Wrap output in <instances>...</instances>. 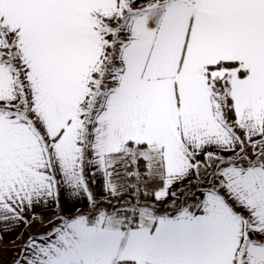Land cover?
<instances>
[{
  "label": "snow or ice",
  "instance_id": "obj_1",
  "mask_svg": "<svg viewBox=\"0 0 264 264\" xmlns=\"http://www.w3.org/2000/svg\"><path fill=\"white\" fill-rule=\"evenodd\" d=\"M202 166L194 205L140 202ZM61 188L90 211L13 264H264V0H0V222Z\"/></svg>",
  "mask_w": 264,
  "mask_h": 264
},
{
  "label": "crops",
  "instance_id": "obj_2",
  "mask_svg": "<svg viewBox=\"0 0 264 264\" xmlns=\"http://www.w3.org/2000/svg\"><path fill=\"white\" fill-rule=\"evenodd\" d=\"M229 120L231 121L230 117ZM238 134L243 136V132L238 130ZM208 151H212L217 155L229 157L234 155L232 152L223 151L217 152L215 148H208ZM198 160L203 161L205 158L203 154L197 157ZM203 167V166H202ZM201 167V169H202ZM200 169V170H201ZM91 169H86L85 175L87 178L89 189L92 191L96 199L107 197L103 192V175L100 172H96L94 175L90 174ZM200 173V172H199ZM200 175L193 174L184 180L182 183H178L171 188V192L179 189L183 185H187L196 180ZM207 188V187H206ZM206 188L194 190V195L197 199H201V192L205 191ZM173 196L169 195L163 201H156V203L164 204L172 201ZM86 210L85 213L90 211L88 201L83 194L80 197H72L61 188L59 205L54 201H49L47 204H38L30 209H26L24 212L25 222L14 223L9 222L7 224L0 222V264H13V261L19 258L22 245L28 240L29 236L43 235L53 228L58 227L62 223V217H70L76 214V211ZM168 214H175V210L170 212H161ZM44 221L54 222V225L48 230L44 231L40 225H43ZM40 227V228H38ZM45 227V226H43ZM38 228V229H37ZM30 232L32 234H30ZM23 239L22 243L21 240Z\"/></svg>",
  "mask_w": 264,
  "mask_h": 264
},
{
  "label": "rangeland",
  "instance_id": "obj_3",
  "mask_svg": "<svg viewBox=\"0 0 264 264\" xmlns=\"http://www.w3.org/2000/svg\"><path fill=\"white\" fill-rule=\"evenodd\" d=\"M249 151H251V149H249ZM212 171L213 169L211 168L205 169L204 167H202L199 173L200 176L196 178V180L193 181L192 183L183 185L179 189L175 190L174 192H178V196L173 197L172 201L168 203H164V204L156 203L154 196L152 195L144 196L143 194H141L139 197L140 202L143 204L154 205L158 213L166 212V211L170 212L185 205H194L196 202H198L197 196L194 195V190L206 188L210 184L216 182V178L212 175ZM133 182H134V178H133ZM153 187H154L153 184L148 185L149 190H151ZM173 200H175L174 204H173ZM97 201H99L104 207L110 210L113 206L119 207L120 201H129L130 203H135L136 196H133L131 194V191H128L119 197L107 196L105 199L100 198L97 199ZM54 223L55 221L54 222L44 221L43 225H40V227L44 231H46L50 227H52Z\"/></svg>",
  "mask_w": 264,
  "mask_h": 264
},
{
  "label": "trees",
  "instance_id": "obj_4",
  "mask_svg": "<svg viewBox=\"0 0 264 264\" xmlns=\"http://www.w3.org/2000/svg\"><path fill=\"white\" fill-rule=\"evenodd\" d=\"M229 117H230V119L232 120L233 119V117H232V115L231 114H229ZM141 170H143L142 168H141ZM106 208V207H105ZM80 212H86V210H83V211H80ZM30 234H32L31 232H30ZM22 241H23V239L21 240V242L20 243H22Z\"/></svg>",
  "mask_w": 264,
  "mask_h": 264
}]
</instances>
